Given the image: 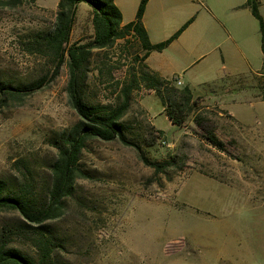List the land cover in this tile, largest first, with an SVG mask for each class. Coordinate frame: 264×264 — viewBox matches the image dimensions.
Masks as SVG:
<instances>
[{"label":"rangeland","instance_id":"rangeland-1","mask_svg":"<svg viewBox=\"0 0 264 264\" xmlns=\"http://www.w3.org/2000/svg\"><path fill=\"white\" fill-rule=\"evenodd\" d=\"M55 10L37 0L0 5V79L16 85L47 79L20 104L0 107V179L23 182L27 175L40 198L51 186L56 142L78 121L68 101L66 54L52 76L49 57L25 46L51 27ZM86 15L79 8V16ZM89 20L66 47L91 39ZM93 54L88 103L107 102L143 52L117 40ZM211 90L212 101L193 94L182 126L163 116L153 124L143 99L152 114L162 109L160 100L153 91L135 90L123 122L141 150L116 140L86 142L79 156L83 174L63 199L62 214L47 222L55 243L51 264H264V75ZM235 90L239 98H227ZM209 135L221 144L213 146ZM140 153L167 165L156 171ZM17 222L16 212L0 211V229ZM10 243L37 257L28 242Z\"/></svg>","mask_w":264,"mask_h":264},{"label":"trees","instance_id":"trees-1","mask_svg":"<svg viewBox=\"0 0 264 264\" xmlns=\"http://www.w3.org/2000/svg\"><path fill=\"white\" fill-rule=\"evenodd\" d=\"M21 1L23 0H0V5L14 7ZM147 1L140 0L135 19L122 24L121 12L113 0H58L51 27L36 39L25 43L28 52L49 57L52 76L58 72L66 54L69 72L68 101L76 111L78 121L69 130L62 132L56 142L57 157L50 167L52 182L45 198L37 197L33 185L26 181L27 175L23 182L13 183L0 179V211L16 212L22 219V223L6 224L0 229V264H51L55 243L47 222L62 214L63 199L71 194L75 179L82 176L79 156L89 139L116 140L125 146L141 150L129 137L123 122L135 90L153 91L171 124L183 125L193 103L192 91L187 86L178 87L173 79L162 77L150 69L144 59L150 52L165 48L192 19L165 41L152 43L142 23ZM80 2L91 8L93 35L86 43H71L66 47ZM246 5L259 23L263 53L261 73L264 75V19L259 11L260 0H247ZM117 40L135 44L143 55L135 58L138 61L136 68L134 66L128 73L125 71L123 79L116 81L107 102L88 103L84 98V88L93 52L108 50ZM99 72L103 73L102 68ZM46 80L41 77L24 85H16L12 81L0 79V107L20 104L27 95L42 88ZM262 98L264 100V93ZM206 138L213 146L221 144L213 135ZM139 155L143 162L156 171L163 170L167 165V162H153L145 155ZM11 238L28 242L36 249L37 257L24 254L21 249L11 245Z\"/></svg>","mask_w":264,"mask_h":264},{"label":"crops","instance_id":"crops-1","mask_svg":"<svg viewBox=\"0 0 264 264\" xmlns=\"http://www.w3.org/2000/svg\"><path fill=\"white\" fill-rule=\"evenodd\" d=\"M113 1L121 12L122 24L135 19L140 0ZM37 2L55 9L58 0H53V4L47 0ZM246 3L247 0H148L142 23L152 43L165 41L192 20L165 48L150 52L144 63L164 78H178L180 87L187 86L193 94L203 95L208 101L215 97L211 93L214 85L263 75L259 23ZM79 8L87 14L85 18L79 16ZM259 11L264 19V0H260ZM88 15L93 35L91 8L80 2L70 38ZM241 94L235 90L226 95L235 99ZM143 105L153 124L156 125L157 116H163L171 126L163 105L157 114H152L146 99ZM226 107L238 117L235 108Z\"/></svg>","mask_w":264,"mask_h":264},{"label":"built area","instance_id":"built-area-1","mask_svg":"<svg viewBox=\"0 0 264 264\" xmlns=\"http://www.w3.org/2000/svg\"><path fill=\"white\" fill-rule=\"evenodd\" d=\"M174 80H175L174 82L176 85H178V86L181 85V81L178 78H175Z\"/></svg>","mask_w":264,"mask_h":264}]
</instances>
